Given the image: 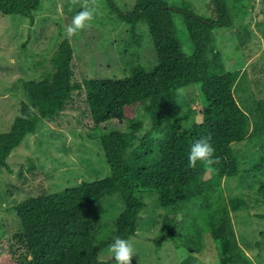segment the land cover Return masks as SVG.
Returning a JSON list of instances; mask_svg holds the SVG:
<instances>
[{
	"label": "trees",
	"instance_id": "trees-1",
	"mask_svg": "<svg viewBox=\"0 0 264 264\" xmlns=\"http://www.w3.org/2000/svg\"><path fill=\"white\" fill-rule=\"evenodd\" d=\"M41 0H0L3 15H22L34 22L32 13ZM111 11L130 28L127 44L141 46L138 24H145L157 53L153 72L134 66L127 77L105 80L72 81V45L60 42L50 63L52 73L38 80L22 82L24 101L8 131L0 132V168L9 172L7 159L23 138L35 133L40 120H52L74 91H85V102L94 128L107 120L125 121L128 131L105 132L100 143L110 174L90 182L35 197L12 206L20 229L11 236V253L0 250V264H112L99 259V251L116 236H135L139 213L144 206L143 192L157 194L164 225L152 240L160 250L162 242L186 248L180 264H200L197 254L204 248V234L215 244L219 264H250L239 245L231 214L245 205L242 198L226 199L221 192L223 178L237 177L239 166L232 144L252 136L247 113L235 97L240 71L227 70L217 50V29L233 28L224 0H210L213 17L203 18L190 9L182 10L183 23L193 46L186 56L175 36L174 9L164 0H137L133 11L121 12L113 0H106ZM239 34V32H237ZM241 44L244 38L241 36ZM199 84L206 103L197 111L178 116L172 109L180 88ZM191 107V106H189ZM264 137V99L256 106ZM142 110L150 127L143 133ZM21 113L27 116L21 118ZM201 116L200 121L195 117ZM185 124V126H184ZM211 135L219 163L208 171L198 161L188 167L190 146ZM117 195L123 208L113 223L110 239L95 244L87 218L106 196ZM264 204V181L257 189ZM7 211L8 214H12ZM13 215V214H12ZM264 220V213L256 215ZM263 239L260 249L264 248ZM6 244V243H5ZM7 245V244H6ZM10 245V247H11ZM23 251V252H21Z\"/></svg>",
	"mask_w": 264,
	"mask_h": 264
},
{
	"label": "rangeland",
	"instance_id": "rangeland-1",
	"mask_svg": "<svg viewBox=\"0 0 264 264\" xmlns=\"http://www.w3.org/2000/svg\"><path fill=\"white\" fill-rule=\"evenodd\" d=\"M123 13L133 11L137 0H113ZM173 13L175 36L186 56L193 46L183 23L182 10L190 9L203 18H212L210 0H164ZM233 20V28L217 29L214 41L227 70L240 71L235 97L247 113L252 136L232 144L237 157L239 174L223 178L221 192L226 199L242 198L245 205L231 214L240 247L250 264H264V204L257 189L264 181V137L261 133L257 103L264 99V0H224ZM97 13L87 27L75 36L67 34V26L80 10L69 0H41L32 13L34 22L22 15H3L0 12V132L8 131L20 113L24 101L22 82L38 80L52 73L50 59L63 40L72 45V81L105 80L127 77L134 66L153 72L158 65L157 53L150 41L145 24H138L141 46L128 45L129 26L110 10L106 0H98ZM239 32V34H237ZM241 36L244 42L241 44ZM200 85L180 88L172 103L178 116L197 111L206 103L199 93ZM191 106V107H189ZM136 117L143 121L142 133L150 127L142 110ZM196 121L201 116L195 117ZM185 126V124H184ZM128 131V123L107 120L94 128L85 102V91H74L64 108L52 120L42 119L35 133L27 134L7 159L11 172L0 168V250L11 253V236L19 231L11 208L29 197L72 188L83 181H93L110 174L100 143L105 132ZM144 206L139 213L132 242L135 256L131 264H180L190 253L186 248L162 242L159 249L153 238L164 225V212L156 193L140 194ZM123 208L117 195L106 196L87 218L95 244L110 239L113 223ZM12 212L8 214L7 211ZM7 245H6V244ZM11 245V247H10ZM23 252V251H21ZM20 252L14 251V259ZM200 264H219L215 244L204 234V248L196 255ZM99 259L115 264L108 247L99 251Z\"/></svg>",
	"mask_w": 264,
	"mask_h": 264
},
{
	"label": "clouds",
	"instance_id": "clouds-1",
	"mask_svg": "<svg viewBox=\"0 0 264 264\" xmlns=\"http://www.w3.org/2000/svg\"><path fill=\"white\" fill-rule=\"evenodd\" d=\"M70 6L79 4L80 10L72 17L71 24L67 26V34L75 36L84 30L89 22L94 19L97 13L98 0H69ZM21 118L27 116L21 113ZM215 148L211 143V135L201 137L191 146L188 154V167L195 168L197 162H202L208 171L213 170V166L219 163V157L215 156ZM109 251L112 254L115 264H131L135 256V250L129 239L116 236L109 245Z\"/></svg>",
	"mask_w": 264,
	"mask_h": 264
}]
</instances>
